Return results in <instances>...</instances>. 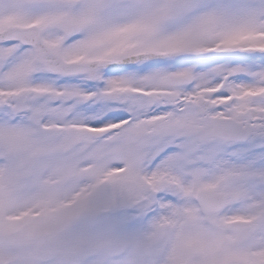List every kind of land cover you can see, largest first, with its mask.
Returning <instances> with one entry per match:
<instances>
[{"label": "snow or ice", "instance_id": "1", "mask_svg": "<svg viewBox=\"0 0 264 264\" xmlns=\"http://www.w3.org/2000/svg\"><path fill=\"white\" fill-rule=\"evenodd\" d=\"M0 264H264V0H0Z\"/></svg>", "mask_w": 264, "mask_h": 264}]
</instances>
